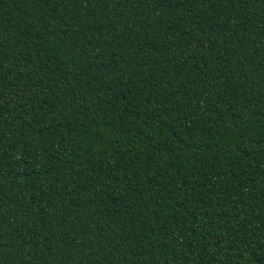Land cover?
<instances>
[{
    "label": "trees",
    "instance_id": "obj_1",
    "mask_svg": "<svg viewBox=\"0 0 264 264\" xmlns=\"http://www.w3.org/2000/svg\"><path fill=\"white\" fill-rule=\"evenodd\" d=\"M0 264H264V0H0Z\"/></svg>",
    "mask_w": 264,
    "mask_h": 264
}]
</instances>
